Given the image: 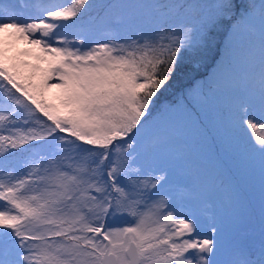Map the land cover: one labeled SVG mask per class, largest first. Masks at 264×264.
I'll return each instance as SVG.
<instances>
[{"label":"snow or ice","instance_id":"obj_1","mask_svg":"<svg viewBox=\"0 0 264 264\" xmlns=\"http://www.w3.org/2000/svg\"><path fill=\"white\" fill-rule=\"evenodd\" d=\"M221 34L188 104L154 113ZM189 106L259 158L258 221L175 147L162 117ZM0 264H264V0H0Z\"/></svg>","mask_w":264,"mask_h":264},{"label":"rangeland","instance_id":"obj_2","mask_svg":"<svg viewBox=\"0 0 264 264\" xmlns=\"http://www.w3.org/2000/svg\"><path fill=\"white\" fill-rule=\"evenodd\" d=\"M94 2L99 4L106 2V0H94ZM123 2L134 3L137 2V0H123ZM222 42H224V39ZM19 46L21 48L24 47L23 44H20ZM221 48L223 49V43ZM211 52L212 50L208 53V55ZM212 70H210L209 73H211ZM187 104L188 102L182 99L174 104L167 103L162 105L161 108L164 106L181 107ZM160 109L154 111V113L159 112ZM192 111L193 110L189 106L187 113L180 111L170 112L162 117V124L179 126L182 131V135H180L177 139L175 147L180 148L185 144L192 145L197 162L206 172L209 174L220 172L226 177L238 180L243 187V190L247 193L251 209L256 212V209L259 208L260 204L259 158H242L240 155V151L242 149L239 146V140L235 134H232L230 137L231 143L234 145L233 149L228 151L222 150L221 145L225 140L227 133L217 127H213L212 125H209L207 131L197 132L193 127L192 117L188 114ZM256 219L258 221V218Z\"/></svg>","mask_w":264,"mask_h":264},{"label":"trees","instance_id":"obj_3","mask_svg":"<svg viewBox=\"0 0 264 264\" xmlns=\"http://www.w3.org/2000/svg\"><path fill=\"white\" fill-rule=\"evenodd\" d=\"M225 38L224 34L217 37L216 46L212 49V52L207 56L206 63L199 69H193L191 65L185 63L183 67H179L174 73L172 80L169 82L166 90H162L159 94V99H155V109L157 111L165 104H174L182 100V97L186 95L187 89L191 88L195 81L200 80L206 76L210 70L215 66V61L218 60L220 53L222 52V40ZM256 218L259 216V208L255 212Z\"/></svg>","mask_w":264,"mask_h":264}]
</instances>
